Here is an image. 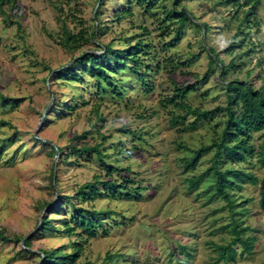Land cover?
Listing matches in <instances>:
<instances>
[{
  "label": "rangeland",
  "instance_id": "1",
  "mask_svg": "<svg viewBox=\"0 0 264 264\" xmlns=\"http://www.w3.org/2000/svg\"><path fill=\"white\" fill-rule=\"evenodd\" d=\"M155 1L149 9L147 0H103V6L101 0L99 17L95 14L99 0H16L17 11L9 6H5V12L0 10V89L17 100V104L4 105L0 98V118L16 126L0 125V142L5 144L0 158V228L25 237L34 234V248L24 245V239L0 242V264H38V248L42 246L66 244L70 251L77 235L54 230L53 226L63 227L66 219L73 222L72 216L77 214L73 203L113 213L105 215L109 218L99 216L109 228L100 229L98 235L84 241L80 257L70 264H264V206L260 204L264 167L256 156L222 164L252 171L258 177L257 183L247 181L241 189H231L237 203L235 213L223 197L208 190L213 182L210 174L200 188L189 190L187 177L208 169L214 151L205 154L189 171H185V160L192 149L221 134L226 113L221 111L190 129L185 126L193 120L191 115L178 125L171 124L172 114L180 110L167 102L173 94V80L184 84L202 78L211 55L207 45L213 46L225 63L234 57V63L241 65L228 78L238 75L257 87L262 85L264 0L255 6H246L245 0L240 6L218 4L217 0H181L196 21L206 26L207 33L189 21L182 38L173 45L169 40L177 24L172 21L169 28L163 26L165 10L173 6L174 0ZM253 6L251 24L245 22L248 28L242 30L239 22L243 21V11ZM65 22L80 38L72 49L59 39ZM98 26V35L92 37ZM239 29L242 33L237 34ZM125 35H132L134 40L143 37L150 44L146 53H141L138 67V71L147 73L146 82L125 68L112 73L123 93L103 85L100 89L87 61L78 67L81 77L76 80L54 75L60 69L65 71L83 51L102 53L97 42L107 43L114 37V45L123 46L119 38ZM251 46L255 51L247 53ZM108 55L89 58L109 66L117 62L113 52ZM219 70L216 67L187 95L190 103L202 108L226 103ZM45 113L47 120L43 123ZM124 126L131 131H121ZM15 128L14 142L9 144L5 140ZM86 131L85 137L72 138ZM101 134L108 136L102 145L108 154L104 160L92 152H78L76 147L101 142ZM260 140V132H255L252 144L257 147ZM50 142L55 147L62 145L68 159L60 161L58 167L59 154L54 155L53 165V155L48 152ZM53 166L60 191L50 186ZM96 175L133 188L120 189L116 194L110 185L101 182L95 197L77 198L78 188ZM124 178H135L137 182H126ZM59 192L73 194V203L62 200V220H56V213H49L55 219L39 230ZM50 199L51 204L37 208V201ZM231 221L249 226L245 235L257 236L253 251L242 252V246L237 244L234 259L214 263L218 255L215 245L227 243L233 236L228 225Z\"/></svg>",
  "mask_w": 264,
  "mask_h": 264
},
{
  "label": "trees",
  "instance_id": "2",
  "mask_svg": "<svg viewBox=\"0 0 264 264\" xmlns=\"http://www.w3.org/2000/svg\"><path fill=\"white\" fill-rule=\"evenodd\" d=\"M253 0H245L246 6H255V3L258 4L259 0H254V3H251ZM148 5L147 8L152 9L153 4L155 5V0H147ZM16 0H0V10L5 12V6L16 8ZM218 4H237L238 6L242 5L243 2L241 0H217ZM101 6H103V0L101 2ZM244 5V4H243ZM14 6V7H13ZM57 8V5H55ZM254 6L253 8H246L244 12L243 21L240 20L239 28L243 30L244 23L247 25L251 24L250 17L254 15ZM154 7V6H153ZM58 9H61L58 7ZM101 8L96 10V15L99 17L101 15ZM17 11V9H14ZM164 14V29L169 28V23L175 21L177 24L174 28L173 35L169 40L170 44H176L179 41L185 31V28L189 21L194 23L196 26L204 29V34L207 33L206 26L196 21V16L193 12H191L188 7L181 2V0H174L173 6L169 9L165 10ZM16 13L15 15H18ZM166 23V24H165ZM237 30L238 33H242V30ZM202 30V29H201ZM98 29L94 27L91 35L92 37L98 35ZM235 34V35H237ZM205 36V35H204ZM59 39L63 42L62 44L68 46L72 49V47L77 46L80 41L78 34L72 33V30L69 29L67 22L63 23L62 32L59 35ZM120 42H123V46H115L114 45V37L113 40H109L107 43H99L102 46V53L99 52H88L83 51L81 54L76 56L75 62L66 66L64 69H60V71H55L54 75H57L59 79L63 80H76L80 76V72L78 71V67L80 65H84L87 63L90 64V71L92 75L97 77L98 85L100 89L103 87H114L118 93H123L122 90L118 89V85L112 76V73H116L122 69L128 68L131 72L137 73V76L140 80L145 81L146 72L138 71V67L142 63L141 53H146V48L150 47V44H146L143 40V37H138L137 40L132 38V35H125L122 38H119ZM244 39L241 41V43ZM95 44V45H96ZM240 45V44H238ZM236 44V46H238ZM211 55L209 56V67L203 73L202 78L195 80L194 82H187L184 84H179L173 80L174 90L173 94L168 97L167 102L174 103L175 108L180 110V112L174 113L171 116V124L178 125L185 121L189 115L193 116V120L190 121L185 128L195 129L198 124L203 120L212 119L217 113L223 111L226 113L225 118V126L223 127L221 134L219 136H215L211 142L203 143L200 146L192 149V154L188 156L184 163L185 171H189L190 169H195L200 163L201 159L205 154L214 151V156L212 158L213 163L206 169L204 172L199 174L187 177V184L189 190H197L200 188V184L205 180V177L210 174V177L213 178V182L209 185L208 190H212L213 195L221 196L227 201V205L232 209L233 213L237 212L234 210L236 200L232 198L231 189L238 188L241 189L242 183L250 181L252 183L258 182V177L252 171H247L242 168H236L233 166H222L228 161H242L249 160L251 157L256 156L257 162L260 166L264 167V76H262V85L257 87L253 82L241 78L238 75H234L232 78H228L229 74L232 72H237L238 67L241 65H237L234 63V57L230 59L228 63H225L223 58L215 51V48L211 45H207ZM252 47V46H251ZM248 47L246 49L248 52H254L255 48ZM96 48L95 50H97ZM244 51V50H243ZM113 52L114 59L116 63L104 64L100 59H91L90 55H105L110 57L108 54ZM122 58H125L123 62ZM113 59V60H114ZM131 61V63L129 61ZM42 64L45 68L50 69L51 67L46 62L42 61ZM75 66V67H74ZM85 66V65H84ZM216 67L220 68V77H222L223 85L225 86V95H226V103L224 105L218 104L213 108H202L200 106H194L187 100V95L196 88L200 81H204L208 78L209 74L215 70ZM65 68V67H64ZM0 98L3 101L4 105L17 104L13 97L5 94L0 89ZM13 99V101L11 100ZM57 103V102H55ZM86 103V101L84 102ZM68 105V104H67ZM96 111H99V107L96 108ZM47 110V114H48ZM43 118V123L47 120V114ZM100 118L103 119L101 115ZM43 123L40 128L43 127ZM0 125H10L12 127H16L12 124L10 120L1 119ZM123 132H129L131 129L126 128L125 126L121 128ZM255 132H260L261 140L258 146H254L252 144V138ZM14 134L11 137L7 138L5 141L9 144L14 142V138L16 136L17 130L14 129ZM86 132L76 133L72 138H82L86 136ZM39 135V133H38ZM34 136V135H33ZM108 136L105 134H101V142H96L95 144H84L82 146L76 147L78 152L81 154L84 153H95V157L104 160V158L108 155L107 152H104L102 145ZM35 139V137H33ZM37 140V139H35ZM51 143V142H50ZM4 143L0 142V158L4 152ZM51 149L48 151L50 155H53V165L55 164L54 155L57 153L59 161L68 160L64 155L63 146L57 144L55 147L52 143L50 144ZM72 162V161H71ZM107 168H114L112 165L105 164ZM58 167V166H57ZM50 178V186L58 187L59 182L58 176L54 175V166L51 168V172L49 175ZM126 182H137L135 178L126 179ZM53 181H55L53 183ZM106 183L111 186V189L114 193L118 194L120 189L130 188L128 184L123 182H117L114 179H105L101 180L99 175H96L95 179L92 181H87L83 183L75 193L77 198H83L88 200L89 198L95 197L100 192V188H98V183ZM133 188V187H131ZM60 191V189H59ZM115 194V195H116ZM73 194L69 193H60L59 197L45 212L43 216L42 222L40 224L39 230L41 228H46L47 224L50 223L51 220L55 218L50 217L49 213H56L58 217L57 219L62 220L59 214L61 213V208H63L62 200L73 203L72 198ZM53 199L50 200H39L37 201V208H44L45 206L51 204ZM260 204L264 206V190L260 197ZM59 206V207H58ZM73 207L76 208L77 214H73L72 223L70 220L66 219L62 223L64 226H60V228L53 226L54 230L63 231L68 235L76 234L77 238L73 240L71 243L72 249L69 251L66 248V244H62L56 247H47L42 246L39 247L38 259L36 263L38 264H70L72 261H75L80 257L84 248V241L91 237H95L98 235L100 229L107 231L109 228L105 226V220L100 218L102 217H111L105 216L113 213L112 210H101L96 209L90 206H83L82 204H74ZM116 220V219H115ZM109 224V223H106ZM232 231V238L227 243H217L215 245L218 255L213 260L214 263H218L220 261H229L234 259L237 254L236 245L239 244L242 246V252H252L253 246L257 239L255 234H247L245 235V231L249 229V226L241 225L238 221H231L230 224ZM227 226V225H226ZM58 228V229H57ZM223 228H225L223 226ZM26 235H21L19 233H7L5 228H0V242H9V241H20L24 239V245H28L31 248L33 247V238L34 234H31L27 237ZM31 251V250H29ZM33 250L32 252H34ZM82 264H87L86 262ZM175 264H180L178 261ZM250 264V263H245Z\"/></svg>",
  "mask_w": 264,
  "mask_h": 264
},
{
  "label": "water",
  "instance_id": "3",
  "mask_svg": "<svg viewBox=\"0 0 264 264\" xmlns=\"http://www.w3.org/2000/svg\"><path fill=\"white\" fill-rule=\"evenodd\" d=\"M100 1H101V0H99L97 6H96V8H95V11L97 10L98 5L100 4ZM43 117H44V115L42 116V118H43ZM36 133H37V132H36ZM58 152H59V151H58V149H57V153H56L57 155H58ZM56 167H57V161H56ZM55 172H56V171H55ZM23 242H24V241H23Z\"/></svg>",
  "mask_w": 264,
  "mask_h": 264
}]
</instances>
